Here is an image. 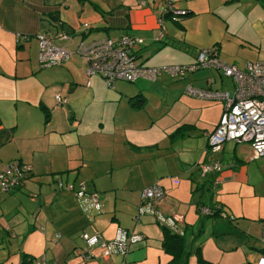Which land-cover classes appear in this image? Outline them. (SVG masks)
Listing matches in <instances>:
<instances>
[{
	"label": "crops",
	"instance_id": "crops-1",
	"mask_svg": "<svg viewBox=\"0 0 264 264\" xmlns=\"http://www.w3.org/2000/svg\"><path fill=\"white\" fill-rule=\"evenodd\" d=\"M174 2L177 8L188 12L186 16L172 19V22L179 26H182L183 19L210 12L212 7L215 8L210 0H174ZM162 6L161 0H145L144 5L140 4L139 0H0V168L8 163H20L27 167L17 188L8 191L0 189L1 261L3 257L7 259L12 255L8 264H34L39 258L37 255L40 254V257L43 256L46 259L47 264H114L119 259L120 263L126 264L127 253L125 256L114 253L105 259L99 246L87 247L80 237L82 232H97L104 240L108 238L112 240L116 230L122 228L121 216L130 214L129 210L125 209V205H119V201L125 202L133 210V206L140 199V205L137 208L138 216L135 218L149 214L160 226L162 224L156 221L155 213L151 214L152 211H156L153 204L162 205L164 202L171 201L170 208L176 212L169 215L160 213V215L174 221L181 220L175 223L176 225L177 223L182 224L180 231L184 230L185 225H193L190 224L191 217L200 212L201 206L213 207V210L219 207L222 209L218 203L212 205V202L209 204L202 201V193L192 203L183 205L184 207H180L178 200L165 193L158 200H143L144 190L141 191L142 188L140 198V191H136L134 197L123 194L124 197L118 199L113 193L114 173L97 174L96 168L92 166L94 164H91L100 162L99 146L95 144L86 148L73 121L69 128H66L55 125L56 123L50 121V118L48 122L42 120L40 108L49 110L48 108H53V104L58 105L55 100L57 94L49 96L43 94L37 104L32 101H20V81H13L14 78L20 77L18 70L21 66L24 72L32 71L33 64L27 61L28 52L32 38L41 33L52 38L56 45L66 47L67 50L68 44L58 42L71 41L72 44L71 37L75 34L85 36L92 31H109L115 33L110 35L111 37H116L128 33L140 39L137 50L140 61L144 64L141 56L147 49L152 48L157 51L164 46L176 45L173 36L169 34L164 24L165 20L170 19L171 16H163L161 24L163 31L159 25L158 17ZM83 23H87V27L84 28ZM83 29L86 30L82 31ZM60 32L67 35L66 40L57 38ZM81 41H84L83 38L79 42ZM183 44L181 48L194 57V53L190 51L198 48L186 42ZM207 47H209L208 44ZM18 53L21 54L20 57ZM207 70L198 69L196 73L187 78L184 85L201 89L223 90L221 83L218 89H214L215 81H209L211 72ZM145 80L139 78L134 81L135 86L127 97L140 94L145 98L147 88L154 87L158 79ZM60 83L62 85L59 88L62 89L64 83ZM90 86L91 81L90 85L85 88ZM191 97L198 101L195 104L199 108H206L213 102L221 104L214 110L212 120L204 129L207 147V133L211 132L217 124L223 105L220 101ZM66 103L64 101V104ZM65 107L69 110L67 104ZM113 130L115 132L124 131L123 134L114 133V151L117 143H125V141H128V144L135 149L139 150L143 147V143L128 133V131H133L128 124H124L123 128L114 125ZM223 149L224 146L221 152L214 157L215 160L218 158L219 163V155ZM137 156V160L126 168L122 179L128 181L145 178L149 175L145 169L148 166L153 173L150 174L154 175V180L149 185L160 184V181H156V171L151 157L148 158L139 152ZM208 160L207 155L203 163ZM231 167H224L221 164L219 171L207 173L203 177L200 175V177L204 178L208 175L207 189L213 191L230 174L227 168ZM239 175V172H235L232 176L238 180L241 179ZM192 179L195 181L194 178ZM67 185H71L72 189H68ZM81 185L87 192L99 194L98 199L103 203L102 211L104 212H96L88 208L86 197L74 195ZM160 188L164 192V189ZM191 188L190 184L189 189ZM103 191L107 192L102 193ZM139 208L143 210L142 213L139 212ZM180 211L185 214H179ZM199 216L202 218V224L206 217H213L201 214ZM188 230L190 229L184 231ZM201 230L206 234L209 230L207 238L211 240L215 251L230 253L222 260L202 250L199 251L198 247V255L215 264H254L262 250V246L257 245L248 233H245L246 236L234 230L218 233L212 230L211 226L207 230L200 228L198 231ZM4 237L12 239L13 244H10L8 248ZM161 238L162 234L159 239L160 243ZM245 245L250 248L247 252L243 250ZM84 252H89L88 260L79 257L80 253ZM94 252L99 254L98 258ZM165 253L169 261L171 254ZM238 253L241 255L239 256ZM253 254L256 255L254 261L252 260ZM76 255L80 258L78 262L74 257ZM198 255H196V264ZM241 257L243 260L239 262Z\"/></svg>",
	"mask_w": 264,
	"mask_h": 264
},
{
	"label": "rangeland",
	"instance_id": "rangeland-1",
	"mask_svg": "<svg viewBox=\"0 0 264 264\" xmlns=\"http://www.w3.org/2000/svg\"><path fill=\"white\" fill-rule=\"evenodd\" d=\"M210 1L214 3L215 8L212 7L210 12L183 19V27L172 22L174 17L167 18L164 23L165 28L173 36L176 45L164 46L157 51L152 48L147 49L141 56L144 64L154 68L193 64L195 58L181 48L184 45L183 42L198 49L215 48L216 59L225 65H236L242 68L246 62L264 60V0ZM84 30L86 29L82 31ZM114 34L109 31H92L85 36L73 35L72 44L71 41L58 42L68 44L67 48L72 53V58L63 61L61 65L45 67L39 64V47L36 37H33L27 57V61L33 64L32 71L24 72L21 66L18 70L20 77L13 79V81H20V101H32L37 104L43 94L45 96L46 94L48 96L50 94L60 95L62 100L67 102L69 110L66 109L64 103L53 104V108H48L49 110L41 107L42 120L48 122L50 118V121L56 123L55 125L66 128H69L73 121L86 148L95 144L99 146L100 162L91 164H94L92 166L96 168L97 174L114 173L113 193L118 199L124 197L123 194L134 197L136 191L150 187V182L154 180V175L148 166L145 169L149 175L145 178L128 181L122 179L126 168L137 160V152H139L148 158L151 157L156 171V181H160V184H155L162 187L166 195L178 200L180 207L192 203L201 193L202 201L205 203L212 202V205L218 203L222 206L225 214L206 217L202 224V218L199 215L204 214L199 212V215L196 213L191 217L190 224L193 225L184 226V230L190 229L186 232L188 250L185 251L189 253L184 263L183 257L179 259L180 264H196L198 247L199 251L202 250L222 260L230 255V253L213 249L211 240L207 238L209 230L207 234L205 231H198L200 228L207 230L209 226L218 233L231 230L243 233L245 236L248 233L257 245L262 246L264 155L255 157L248 142H225L219 158L224 167L232 166L227 168L230 174L213 191L207 189L208 175L204 178L200 177L199 166L207 158L204 129L212 120L214 110L221 104L213 102L206 108H199L195 104L198 101L184 93L187 87L184 82L197 72L196 69L193 72H187L184 78H170L167 74H161L155 86L147 88L146 101L141 97L144 103L140 101L139 105H133L132 103H137V100L132 99L131 101L127 97L135 86L134 82L118 80L115 81L112 89L100 76L93 75L90 77L91 86L85 88L83 84L86 81V67L81 56L76 53L77 43L82 38L90 42ZM18 56L20 57L21 54L18 53ZM199 70L206 71L207 69ZM207 71L211 72L209 81H215L214 89H218L220 83L223 90L232 89L233 83L229 77L223 76L216 69ZM60 82L64 83L62 89L59 88L62 85ZM61 109H63L62 112ZM124 124H128L133 129L128 133L143 143V147L139 150L125 141V143H117L114 151V133H124L123 130L115 132L114 125L123 128ZM212 159L215 160L214 157ZM235 172L240 173L241 179L233 178L232 175ZM192 178L195 181H192ZM190 184L191 189H189ZM105 192L107 191L102 193ZM99 203L100 211L104 212L102 211L103 203L100 200ZM170 204L171 201L164 202L162 205L154 203L153 208L156 209L158 215L160 213L169 215L176 212V210H171ZM119 205H125V209L130 212L129 215L121 216L122 228L144 238L139 243L129 246L126 264H168L169 257L160 248L161 226L149 214L135 218L138 216L137 208L140 205V199L133 206V210L125 202L119 201ZM180 212L178 213L185 214ZM179 229L182 230V224L177 223L176 230L182 234L184 230ZM4 240L7 242V248L13 244L12 239L8 237H4ZM243 250L247 252L250 248L245 245ZM94 254L96 258L99 257L96 252ZM238 255L241 254L238 253ZM37 256L40 257V254ZM74 257L78 262L80 255ZM255 257L256 255L253 254V261ZM11 259L12 255L7 259L3 257L0 264H8ZM242 260L243 257L239 259V262ZM114 264L123 263H120L119 259Z\"/></svg>",
	"mask_w": 264,
	"mask_h": 264
},
{
	"label": "built area",
	"instance_id": "built-area-1",
	"mask_svg": "<svg viewBox=\"0 0 264 264\" xmlns=\"http://www.w3.org/2000/svg\"><path fill=\"white\" fill-rule=\"evenodd\" d=\"M144 5L145 0H139ZM187 11L176 7L174 0H163L161 13L159 14V25L164 30L162 24L163 16L174 18L186 16ZM176 16V17H175ZM87 27V23H83ZM58 39L66 40L67 35L60 32ZM39 47V64L41 67L61 65V63L72 56L66 47L56 45L52 38L41 33L36 35ZM140 39L130 34L111 37L104 36L90 42L81 41L76 46V53L79 54L86 67V81L84 86L90 85V77L100 76L109 88L114 87L115 81L134 82L139 78L155 81L161 74L168 75L170 78L185 77L187 72L195 69H216L222 75L229 77L233 83L231 90H210L187 86V95L207 100L220 101L223 105L220 118L214 129L207 133V155L209 160L200 165L201 176L210 172L219 171L221 164L212 158L219 154L225 142H248L254 151L255 157L264 155V60L256 62H246L239 68L236 65H225L217 60V51L213 49H198L196 51L195 62L189 65L167 66V67H148L140 61L137 46ZM58 104H63L60 95L55 96ZM27 167L20 163H8L0 168V189L8 191L18 187ZM59 186L61 183L59 182ZM72 189L71 185H67ZM76 197H86L87 207L99 212L100 203L95 192H87L85 187H81L74 192ZM163 190L156 186H150L142 192V199L151 201L163 197ZM150 207V206H149ZM199 211L208 215L211 209L201 206ZM139 212L143 210L139 208ZM156 221L162 225L174 229L176 222L172 219L164 218L157 211ZM181 221V220H179ZM58 236V234H57ZM81 239L87 247L99 246L101 254L106 259L112 254L125 256L130 245L142 241V236L118 228L112 240L106 241L97 232L80 234ZM262 250L254 264H264V222L261 232ZM83 260L90 258L89 252L81 253ZM34 264H47L46 259L41 256L35 260Z\"/></svg>",
	"mask_w": 264,
	"mask_h": 264
},
{
	"label": "trees",
	"instance_id": "trees-1",
	"mask_svg": "<svg viewBox=\"0 0 264 264\" xmlns=\"http://www.w3.org/2000/svg\"><path fill=\"white\" fill-rule=\"evenodd\" d=\"M180 9V8H179ZM186 11V10H185ZM188 14V12H187ZM167 16V15H166ZM180 21V20H177ZM128 34V33H125ZM159 48V47H158ZM197 49H192L190 53H194V57L196 56ZM136 99L137 103H132L133 105H139L138 102L144 103L143 99H141V95L137 94L133 97H130L129 100ZM213 208V207H212ZM211 207V213L208 216L220 215L225 212L219 207L216 210H213ZM227 216V215H226ZM162 230V238H161V248L165 252H169L172 258L168 261V264H180L179 259L183 257V263L186 261L189 251L185 253L187 250V240H186V232L179 234L176 230L168 228L165 225H161ZM198 249V248H197ZM198 255V254H197ZM197 264H215L211 261L205 260L198 255Z\"/></svg>",
	"mask_w": 264,
	"mask_h": 264
}]
</instances>
